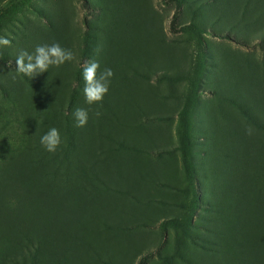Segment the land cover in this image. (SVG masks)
I'll return each instance as SVG.
<instances>
[{"label": "rangeland", "instance_id": "374dc122", "mask_svg": "<svg viewBox=\"0 0 264 264\" xmlns=\"http://www.w3.org/2000/svg\"><path fill=\"white\" fill-rule=\"evenodd\" d=\"M0 36V264H264V0H32ZM53 42L76 59L15 71Z\"/></svg>", "mask_w": 264, "mask_h": 264}, {"label": "clouds", "instance_id": "9594fccd", "mask_svg": "<svg viewBox=\"0 0 264 264\" xmlns=\"http://www.w3.org/2000/svg\"><path fill=\"white\" fill-rule=\"evenodd\" d=\"M11 46V39L0 36V47ZM76 59L70 49L62 47L58 42L37 45L31 53L20 50L16 56V72L34 78L42 73L48 72L51 67H60ZM81 75L84 82L83 95L88 105L99 104L103 101L109 91L111 79L114 72L110 67L101 70L97 60L91 59L81 65ZM73 118L75 127H85L89 120V110L77 107L74 109ZM100 111H95L94 116L99 118ZM247 134H251L250 131ZM41 145L46 151L55 153L62 143L60 130L56 127L50 128L40 138Z\"/></svg>", "mask_w": 264, "mask_h": 264}, {"label": "trees", "instance_id": "16d2710c", "mask_svg": "<svg viewBox=\"0 0 264 264\" xmlns=\"http://www.w3.org/2000/svg\"><path fill=\"white\" fill-rule=\"evenodd\" d=\"M32 0H9L7 4L0 10V22L3 18L13 15L17 12H19L28 2ZM190 93L195 96L194 93V84L190 83ZM187 108H189V105H187ZM189 133V126L187 122L183 121L181 130H180V151L183 157V163L185 170L189 171V161H190V137L188 135Z\"/></svg>", "mask_w": 264, "mask_h": 264}]
</instances>
